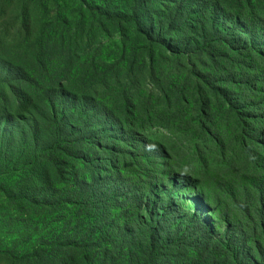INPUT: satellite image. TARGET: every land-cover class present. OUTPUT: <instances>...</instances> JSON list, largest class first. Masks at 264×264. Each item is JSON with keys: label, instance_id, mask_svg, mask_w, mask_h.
<instances>
[{"label": "trees", "instance_id": "1", "mask_svg": "<svg viewBox=\"0 0 264 264\" xmlns=\"http://www.w3.org/2000/svg\"><path fill=\"white\" fill-rule=\"evenodd\" d=\"M123 1L124 10L113 14L89 8L105 23L132 26L133 36L141 44L123 52V67L118 72L112 75L111 70L107 71L111 86L105 76L89 67L88 80L70 91L74 82L56 71L49 43L27 58L33 68L27 62L25 66L32 70L23 72L0 59V85L6 96L9 93L14 98L11 111H5L7 107L0 98V113L8 116L13 112L11 117L22 124L9 134L29 137L36 159L41 145L40 155L43 150L48 154L49 167L64 157L67 148L95 149L94 153H99L94 159L96 165L84 159V150L78 152V161L70 158L71 172L79 162L92 171L91 178L71 180L63 193L51 185V202L37 200L35 206H73L79 215L82 209L96 210L101 204L98 195L103 184L114 183L123 189L119 171L123 162H132L144 173L145 185L153 180L151 176L165 173L167 168L161 158L166 154L146 138L147 131L154 127L200 130V141H211L222 152L225 141L234 138L238 151L232 154L227 178L218 184L231 217L218 238L223 245L219 251L234 253V261L224 257L221 264H238L237 252L243 256L251 252V264H264V0ZM81 48L85 50L86 44L82 43ZM137 58L141 66H135ZM144 81L149 83L148 90ZM15 89L27 94L18 96ZM67 94L70 98H66ZM107 96L111 102L103 104L101 100ZM81 101L85 102L78 104ZM78 125L82 128L78 129ZM254 144L257 152H248L256 148ZM147 169L157 173L145 175ZM71 176L73 173L67 175L69 179ZM37 177L50 183L57 179L51 180L50 174L42 172ZM182 179L191 177L183 175ZM134 188L136 208L140 209L141 191ZM98 221L93 218V222ZM153 223L146 246L149 251L154 249L153 236L159 230L157 222ZM92 236L91 233L90 239ZM129 237V233L124 236ZM64 242L60 245L62 255L48 256L50 264H113L115 257L125 254L117 246L114 250L105 248L101 254L97 237L89 250L83 232H68ZM126 253L129 256L130 251ZM35 261L43 262L41 256H36Z\"/></svg>", "mask_w": 264, "mask_h": 264}, {"label": "rangeland", "instance_id": "2", "mask_svg": "<svg viewBox=\"0 0 264 264\" xmlns=\"http://www.w3.org/2000/svg\"><path fill=\"white\" fill-rule=\"evenodd\" d=\"M125 5L123 0H0V59H6L23 72L32 70L25 66L27 62L33 68L27 58H32L49 43L55 70L74 82L70 91L88 80L89 67L105 76L111 86L110 75L123 67V52L137 49L141 44L134 38L132 26L105 23L91 14L89 8L105 9L113 14L123 11ZM82 43L86 44L85 50L81 48ZM141 63L137 58L135 66ZM108 70L112 73L108 74ZM143 84L148 90L149 83L144 81ZM15 91L18 96L27 94L23 89ZM6 94L0 85L5 111H11L14 98ZM35 96L38 100L37 92ZM66 98H70L69 94ZM101 101L103 104L111 102L108 96ZM82 102L85 101L78 104ZM67 110L72 112V108ZM11 114L13 112L8 116L0 113V264H41L36 263V256H41L42 264H50V254L62 255L60 245L65 244L68 232L85 233L89 250L93 249L89 245L97 237L101 254H104L103 249L114 250L117 246L125 254L118 259L115 257L113 264H221L224 257L234 261V253H221L219 249L223 245L218 243L231 219L218 184L227 178L232 154L238 151L234 138L225 141L222 152L211 141L202 143L200 130L154 127L147 131L146 138L166 154L161 158L166 172L151 176L153 180L145 185L144 173L132 162L120 163L123 189L114 183L103 184L98 208L82 209L79 215L73 206L38 208L35 201L51 202V185L63 193L71 180L90 179L92 171L79 162L71 172L70 158L78 161V152L84 150V159L96 165L94 159L99 153L95 154V149L67 148L57 165L49 167L48 154L43 150L40 155L41 145L36 159L29 137L22 139L9 134L22 126ZM247 151L255 153L257 147ZM147 170L145 175L157 173ZM41 172L50 174L51 180L57 179L51 183L42 181V177H37ZM71 173L73 176L69 179L67 175ZM183 175L191 179H182ZM61 176L66 179L61 180ZM134 186L141 191L138 193L143 201L140 209L136 208ZM95 217L99 220L97 223L93 222ZM153 221L157 222L159 230L153 236L154 249L149 251L146 246L151 239ZM127 233L130 237L124 238ZM105 244L110 246L105 247ZM164 246L166 249L161 248ZM126 251H130L129 256ZM236 255L238 264H251L250 258H254L251 252L246 256L240 252Z\"/></svg>", "mask_w": 264, "mask_h": 264}]
</instances>
